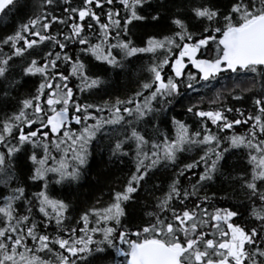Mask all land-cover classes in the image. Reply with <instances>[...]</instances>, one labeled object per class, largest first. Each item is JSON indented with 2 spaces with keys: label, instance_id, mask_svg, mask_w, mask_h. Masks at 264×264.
Instances as JSON below:
<instances>
[{
  "label": "snow or ice",
  "instance_id": "snow-or-ice-1",
  "mask_svg": "<svg viewBox=\"0 0 264 264\" xmlns=\"http://www.w3.org/2000/svg\"><path fill=\"white\" fill-rule=\"evenodd\" d=\"M18 4L0 0V14ZM109 70L137 71L136 90L113 98ZM222 74L238 103L259 78L251 111L217 94L161 131L160 114ZM99 92L109 99L86 102ZM105 140L134 169L81 208L72 185ZM142 190L137 219L126 208ZM0 264H264V0H41L0 37Z\"/></svg>",
  "mask_w": 264,
  "mask_h": 264
},
{
  "label": "trees",
  "instance_id": "trees-1",
  "mask_svg": "<svg viewBox=\"0 0 264 264\" xmlns=\"http://www.w3.org/2000/svg\"><path fill=\"white\" fill-rule=\"evenodd\" d=\"M20 4H26L24 8H20L19 4L17 8L12 9L8 12L7 15L0 14V37L11 34L15 28L19 26L20 23L26 22L27 18L33 13H38L40 11L41 0H20ZM155 5V0H154ZM59 13V10H57ZM163 23V22H162ZM148 32L153 31L152 29H147ZM138 36H134V39H137ZM146 39V36L144 37ZM214 48V46H213ZM134 61L133 67L138 69L141 63H147L148 56H144L143 60ZM99 63V62H97ZM193 71H195L193 69ZM224 78L220 80V83L213 82L212 85H204L203 83L196 85V90H188V92L179 98L178 102H175L172 106V109L164 114L159 115V120L165 121L161 124V131L165 133H171L174 135V130L171 125V117L173 115L178 119H182L189 124H192V119L189 115L185 114V110L188 106L192 104H197L200 108L208 110L211 107H216L211 101L216 98L217 94L220 95V99L223 103L228 104L229 106L235 105L236 107L247 109L251 111L252 99L256 93L261 91V84L259 78H257V83L255 84L252 91L245 92L244 95L246 99L242 103H238L231 99L228 95V92L236 87L232 81L228 80L226 75L222 74ZM105 83L102 85V88L105 89L107 93H111L113 98L115 95L126 96L131 95L137 88V80L139 79V73L137 71H132L131 74L119 73L118 70L113 72L108 71L106 75L103 76ZM28 88L32 87L31 82L27 86ZM241 87H252L251 85L245 84ZM21 94L27 91V88H22ZM84 99L83 96L80 97ZM109 99V95H106L105 92H99L94 96H89L86 102H95L102 103L103 100ZM149 128L151 126H148ZM247 130V126H236L235 129L228 132L229 135L232 134V131H235L237 134L243 133ZM107 141H102L100 147H93V156L90 159V169L82 177L78 183H73L72 185V197L74 203L78 204L81 208H87L95 204L97 198L103 199V201L108 200V193L112 188H119L123 182L128 177L131 170L134 169V165L130 157L124 158V162H112L109 160V154L107 152H101L100 148L106 144ZM186 157H197V149H193L190 152L184 154ZM198 158V157H197ZM187 162H191L189 159ZM229 164L235 165L238 168L243 167L242 162H239L237 156H232L228 160ZM196 171H199L197 169ZM235 174V173H234ZM159 182V181H157ZM219 186V181H217V187ZM151 185H147L146 188L150 189ZM227 187V185H225ZM55 189L58 193H63L66 189H61L59 185L55 186ZM35 187L30 188V192L36 191ZM214 188H209V195L214 191ZM224 193L220 192L218 195H223ZM159 195V193H157ZM136 199L134 202H131L126 211L133 213L137 219L142 216V209L145 205L150 204L151 197L148 196L147 191H140L135 194ZM245 198L243 194L236 197L232 202L236 203L238 201H244ZM246 202V201H245ZM117 259H121L117 257Z\"/></svg>",
  "mask_w": 264,
  "mask_h": 264
}]
</instances>
